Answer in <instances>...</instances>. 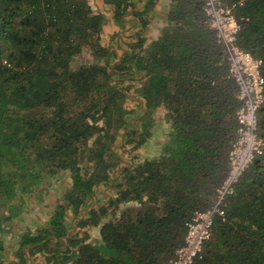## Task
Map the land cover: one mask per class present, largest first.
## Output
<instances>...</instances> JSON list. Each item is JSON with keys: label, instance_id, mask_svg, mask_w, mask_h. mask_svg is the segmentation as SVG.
Wrapping results in <instances>:
<instances>
[{"label": "trees", "instance_id": "1", "mask_svg": "<svg viewBox=\"0 0 264 264\" xmlns=\"http://www.w3.org/2000/svg\"><path fill=\"white\" fill-rule=\"evenodd\" d=\"M135 1L104 0L119 25L105 45L106 17L87 0H0V58L8 60L0 67V232L43 194V179L52 184L67 172L71 180L47 226L17 236L12 264H28L36 252L48 253L45 264H167L186 223L212 204L227 174L240 101L202 0H177L173 28L147 50L135 21L146 26L154 0L139 9ZM224 1L242 2L237 44L262 59L264 76V0ZM86 46L104 63L72 68ZM136 79L141 125L128 120L130 85H122ZM161 104L171 122L162 152L137 163L115 154L119 132L133 149L147 140L143 120ZM257 123L260 152L221 204L223 219L215 217L194 264H264V103ZM85 150L88 166L81 165ZM101 184L114 195L92 206ZM68 211L75 224L66 221ZM76 224L99 226L98 239L76 236ZM63 239V247L53 243ZM6 247L0 239V250ZM7 255L0 253V264Z\"/></svg>", "mask_w": 264, "mask_h": 264}, {"label": "built area", "instance_id": "2", "mask_svg": "<svg viewBox=\"0 0 264 264\" xmlns=\"http://www.w3.org/2000/svg\"><path fill=\"white\" fill-rule=\"evenodd\" d=\"M241 4L202 0L204 23L224 50L227 76L234 81L237 89V99L240 101L237 110L238 128L228 153L227 174L216 188L212 204L192 215L186 223L182 244L174 250L167 264H194L203 258L215 217L223 219L221 204L234 193L235 183L262 147L257 135V111L264 103L263 61L237 44V35L244 20L236 12L237 6ZM5 65H8V60L0 58V67Z\"/></svg>", "mask_w": 264, "mask_h": 264}, {"label": "rangeland", "instance_id": "3", "mask_svg": "<svg viewBox=\"0 0 264 264\" xmlns=\"http://www.w3.org/2000/svg\"><path fill=\"white\" fill-rule=\"evenodd\" d=\"M90 4L93 11H96L92 4L93 0H87ZM116 33V32H114ZM113 33V34H114ZM112 34V35H113ZM110 36V42H112L113 36ZM120 53V52H119ZM86 63H98L103 64V59H97L94 58L91 54V50L86 46L83 48V50L74 58V61L71 64L72 68H76L80 64H86ZM123 86H129L127 89L129 99H127V107H129L131 110V113L128 115V120H130L133 124L137 125L142 122L141 120V113H139L138 108H133V100L136 99V93L131 91V83L124 82L122 84ZM134 98V99H133ZM133 99V100H132ZM151 115V114H150ZM151 119V118H150ZM147 121V118L143 120L145 123ZM141 125V124H140ZM133 125H128V129H132ZM122 132H119L116 135V139L114 141V144L111 148L115 152V154L119 155L123 159H127L129 162L137 163V159L135 160V149H133V142H127L126 138L125 140L122 139ZM90 145H92L91 141L89 140L87 143L86 148H88ZM139 148V147H138ZM86 150L83 153V158L81 160V165L88 166L91 165V163H88L86 161ZM107 159H110V157H106ZM121 164V163H119ZM116 170V168H115ZM113 175V173H111ZM48 178H45L42 180V183L39 184L44 187L43 194L37 196L32 206L27 209H22L21 212H19L17 215H15L10 221L6 222L7 225L4 226V231L0 232V239L3 240L5 243H7V247L4 250H0L1 252H5L7 255V260L3 262V264H12L13 261H15V251L17 249V243H18V235L24 233V232H31L36 233L43 228H45L49 222V217L52 211L54 210L55 206L57 204H60L62 201L60 200V197L62 193L65 192L66 189H68L71 185V180L68 176L67 172L60 173L56 179H54V182L52 184H48ZM110 187L107 186V184H101L98 186V188L95 190V197L92 200L91 204L96 205L97 201L100 203H104L106 200V196L108 195H114V191L109 189ZM41 191V192H42ZM27 204L24 202V205ZM66 221L69 223L75 224L76 217L73 215L72 212L68 211V213L65 216ZM74 234L78 237H83L86 235V242H95L98 239L99 236V226H93V225H85L83 227L77 226V224L72 228ZM16 243V244H15ZM56 243L58 247H63V244H65V239H63L61 242H56V240L53 242ZM13 244V245H12ZM48 255L46 252H36L33 255L29 257L28 264H45L47 261L45 257ZM53 264H60L59 260L52 261ZM51 264V262H49Z\"/></svg>", "mask_w": 264, "mask_h": 264}, {"label": "crops", "instance_id": "4", "mask_svg": "<svg viewBox=\"0 0 264 264\" xmlns=\"http://www.w3.org/2000/svg\"><path fill=\"white\" fill-rule=\"evenodd\" d=\"M145 1L146 0H141L138 2V0H136L137 9L144 8ZM91 4L96 11L103 13L106 17V22L102 27L101 40L105 45H108L110 36L114 32L119 31V25L114 20L113 16V6L110 3H105L104 0H93ZM175 5H178L177 0H154L151 8L144 14V18L147 21L146 26L141 28V25L137 24V20L135 21L136 28L140 30V34L144 38L143 49L147 50L153 42L161 37L163 32L170 31L171 28H173V23L170 22L169 16L170 12L174 10ZM123 32L124 31L121 30V34ZM221 50L224 53L223 48H221ZM141 83L142 80H134L130 88L131 91L136 93L141 87ZM136 96V99H132L134 102L132 106L133 108H138L139 111L143 99L138 96V94H136ZM151 109V115L149 114L146 121L149 137L139 148L135 149L134 155L137 162L158 156L162 152L165 143H167V134L171 130V122L165 106L161 104Z\"/></svg>", "mask_w": 264, "mask_h": 264}, {"label": "bare ground", "instance_id": "5", "mask_svg": "<svg viewBox=\"0 0 264 264\" xmlns=\"http://www.w3.org/2000/svg\"><path fill=\"white\" fill-rule=\"evenodd\" d=\"M238 110V109H237ZM236 121H237V128H238V120H237V111H236ZM237 128H236V133H237ZM257 135H258V123H257ZM258 138H259V136H258ZM235 139H236V136H235ZM234 139V140H235ZM260 139V138H259ZM260 141H261V139H260ZM233 143V142H232ZM262 143V142H261ZM232 145V144H231ZM231 148V147H230ZM229 153V152H228ZM256 155V154H255ZM254 158V157H253ZM253 160V159H252Z\"/></svg>", "mask_w": 264, "mask_h": 264}]
</instances>
